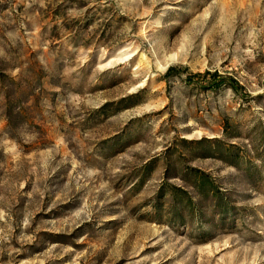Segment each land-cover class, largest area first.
<instances>
[{"label": "rangeland", "instance_id": "1", "mask_svg": "<svg viewBox=\"0 0 264 264\" xmlns=\"http://www.w3.org/2000/svg\"><path fill=\"white\" fill-rule=\"evenodd\" d=\"M0 264H264V0H0Z\"/></svg>", "mask_w": 264, "mask_h": 264}, {"label": "trees", "instance_id": "2", "mask_svg": "<svg viewBox=\"0 0 264 264\" xmlns=\"http://www.w3.org/2000/svg\"><path fill=\"white\" fill-rule=\"evenodd\" d=\"M172 70H173V68L171 66L168 67L164 75L168 76ZM191 76H193V77L201 76L203 79H207L208 77H210L206 81L205 85H202L203 88H206V89L217 88L220 85L224 84V85L228 86L229 88H231L232 90H237V87L239 86L237 81H235L231 77H229L227 75H220L216 71L210 72L208 70H205L203 73H194ZM8 111H9L8 116H10V107L9 108L7 107V112Z\"/></svg>", "mask_w": 264, "mask_h": 264}]
</instances>
